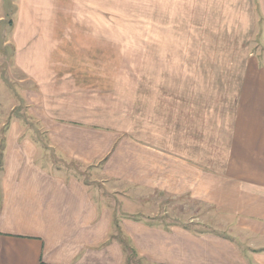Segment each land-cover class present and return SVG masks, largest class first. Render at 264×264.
<instances>
[{
  "label": "crops",
  "instance_id": "crops-1",
  "mask_svg": "<svg viewBox=\"0 0 264 264\" xmlns=\"http://www.w3.org/2000/svg\"><path fill=\"white\" fill-rule=\"evenodd\" d=\"M66 3L0 0V53L34 83L22 96L35 118L52 122L48 146L95 163L106 186L191 190L229 217L225 232L134 220L120 227L129 253L148 264H264V0H151L164 14L149 18L148 86L132 93L131 139L109 116L107 94L87 103L77 96L82 87L59 77L69 48L58 43L70 46L77 19L49 12ZM173 35L206 45L195 55L173 51ZM12 134L0 168V264H126L97 189L53 172L36 159V140Z\"/></svg>",
  "mask_w": 264,
  "mask_h": 264
},
{
  "label": "rangeland",
  "instance_id": "rangeland-1",
  "mask_svg": "<svg viewBox=\"0 0 264 264\" xmlns=\"http://www.w3.org/2000/svg\"><path fill=\"white\" fill-rule=\"evenodd\" d=\"M150 4L151 0H124L122 3L121 0H69V9L49 12L52 17L61 20L69 19L72 22V18L77 19L76 25H69L73 32L70 46L67 47L66 42L58 43L61 51L69 48L68 54L62 52L60 66L64 68L59 77L66 78L72 85L75 82V86L82 87L77 96L79 100H85L87 103L95 102V99L100 100V92L107 94L106 102L110 103L105 107L111 105L108 110L113 113L109 116L120 120L121 129L130 139L134 111L138 109L132 98L133 90L135 85H138L139 89L140 83H144L145 88L148 86V50L152 44L148 35L152 29L149 18L158 17V12L164 14V10H151ZM102 6L105 8H101ZM172 12L162 15L171 22L168 25L172 24ZM190 34L193 36L189 35V39L196 38L194 28L190 29ZM173 37L174 41L167 43V48L173 51L184 50L190 55H195L199 46L206 45L191 40L181 41L177 35ZM181 37L185 38L186 35ZM157 44L158 47L159 44L164 45ZM250 44L255 49L257 43L250 41ZM225 48L231 49L226 45ZM8 54L7 51L4 61L0 53V168L6 137L9 134L19 133L18 142L25 136L36 140L40 145L37 160L53 172L82 178L90 183L94 191L97 189L99 204L106 205L110 212L112 233L109 238L118 239L127 248L129 255L126 264H148L133 252L129 253V236L120 228L126 230L134 220L150 224L179 222L200 231H227L228 215L219 211L207 199L196 198L191 190L183 195L164 192L160 194L156 190L133 188L130 184L121 186L113 180L108 181L109 186H106L95 179L100 177L95 163L82 164L75 159L62 157L49 147L46 131L52 126V122L42 121L32 115L31 110L34 108L26 105L22 95H25L28 89L31 92L34 83L26 79L10 61ZM116 190L118 192H115Z\"/></svg>",
  "mask_w": 264,
  "mask_h": 264
}]
</instances>
